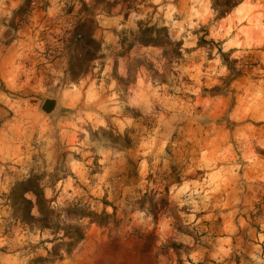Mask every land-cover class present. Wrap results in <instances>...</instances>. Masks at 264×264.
<instances>
[{
  "label": "rangeland",
  "instance_id": "374dc122",
  "mask_svg": "<svg viewBox=\"0 0 264 264\" xmlns=\"http://www.w3.org/2000/svg\"><path fill=\"white\" fill-rule=\"evenodd\" d=\"M115 1L0 0V264L52 248L8 205L32 173L60 224L84 231L47 264H264V0L220 20L210 0ZM85 18L102 53L71 81ZM139 22L166 26L181 58L165 53L177 45L120 56ZM126 131L130 149L109 142ZM75 203L105 223L64 211Z\"/></svg>",
  "mask_w": 264,
  "mask_h": 264
},
{
  "label": "trees",
  "instance_id": "16d2710c",
  "mask_svg": "<svg viewBox=\"0 0 264 264\" xmlns=\"http://www.w3.org/2000/svg\"><path fill=\"white\" fill-rule=\"evenodd\" d=\"M244 0H210V8L216 14V19H223L237 8ZM94 5H102L106 8L113 7L117 4L115 0H92ZM93 20L85 18L77 20L74 24V30L71 34V58L68 63L67 77L71 81H76L79 77L86 74L91 63L99 58L102 53V43L93 37ZM203 40H200L202 42ZM120 46L123 51L120 56H125L135 45L140 47H174L170 51H165L174 55L175 58H181L180 43H175L169 34L166 26L144 25L139 22L137 32L131 39L121 37ZM223 61L224 53L219 50ZM226 65V64H225ZM228 67V64H227ZM109 142L114 146L122 149H130L133 142L126 131L123 135H113L109 133ZM167 193V188L164 189ZM151 196L144 195L140 202L141 208L147 199ZM9 207L12 209L16 221L24 226L39 231H49L54 239L50 241L52 248L47 252L45 258H35L29 264H47L56 260H61L63 255H69L74 248L83 240L84 231L79 225H61L59 222V213L51 208L44 196V187L41 184V177L32 173L28 177L15 181L9 190L8 195ZM150 214L154 221L158 218V211L154 206L150 208ZM66 213L79 217H89L99 219V223L104 224V218L107 214L97 215L91 211L81 208L77 203L69 205L65 210Z\"/></svg>",
  "mask_w": 264,
  "mask_h": 264
},
{
  "label": "water",
  "instance_id": "95a60500",
  "mask_svg": "<svg viewBox=\"0 0 264 264\" xmlns=\"http://www.w3.org/2000/svg\"><path fill=\"white\" fill-rule=\"evenodd\" d=\"M58 107H59V103L57 100L47 98L44 100L41 106V111L47 116H52L57 112Z\"/></svg>",
  "mask_w": 264,
  "mask_h": 264
},
{
  "label": "crops",
  "instance_id": "0c3cea01",
  "mask_svg": "<svg viewBox=\"0 0 264 264\" xmlns=\"http://www.w3.org/2000/svg\"><path fill=\"white\" fill-rule=\"evenodd\" d=\"M243 2H244V1H243ZM243 2H242V3H243ZM242 3H241V4H242ZM241 4H240V5H241ZM240 5H239V6H240ZM239 6H238V7H239ZM238 7H237V8H238ZM237 8H235L233 11H235ZM233 11H232V12H233ZM227 16H228V15H227ZM137 88H138V87H137Z\"/></svg>",
  "mask_w": 264,
  "mask_h": 264
}]
</instances>
